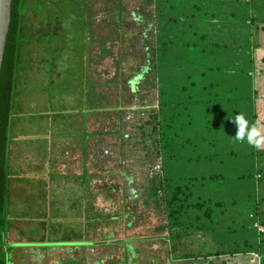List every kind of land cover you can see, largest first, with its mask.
Instances as JSON below:
<instances>
[{"label": "rangeland", "instance_id": "obj_1", "mask_svg": "<svg viewBox=\"0 0 264 264\" xmlns=\"http://www.w3.org/2000/svg\"><path fill=\"white\" fill-rule=\"evenodd\" d=\"M120 2L126 5L121 24L113 22V19H117V15L120 14L117 7ZM141 2L142 0H85V10H75L74 7L66 10V25L69 26V33L72 32L74 35H78L82 30L80 22L85 19H83V15L87 12L102 11L103 20L107 18L109 41L107 67L110 80L118 78L122 83L120 92L122 91L125 104L129 103L131 105L133 103V105H137L134 109L131 108L125 111L126 136L139 131L141 133L142 129L140 127L138 130L133 129L131 124L136 123L138 119L145 120L151 105L158 106L157 85L162 86L163 90H169L167 94L163 95L165 101L178 103V105H173L168 109H177L183 115L178 121L188 122L189 127L183 129L178 141L183 148L186 147L184 153H182L185 158L180 159V154L175 159V163L170 162L168 164L170 165L169 170L173 169L170 171L180 176H203L208 174L222 176L216 183L200 187L214 200L221 201L223 204L222 209L216 211V217L219 220L218 225H222L223 221L225 222L224 226H221L224 233H215L216 235L206 233L203 241L204 245L209 246L208 250L211 249L210 247H216L222 251L229 247L220 246L221 242L231 245L235 239L241 238V235L245 234L246 230L240 228L241 225L247 226L248 231L253 228L254 219L258 217L256 214L258 210L259 220H264V0H252L253 7L249 11L253 14L255 23L251 28L233 29L236 27L233 26L235 22L239 21L235 18L230 19V26L228 27L223 25V22L225 23L227 20L220 21L218 17L207 18L212 24L216 25L220 32H225L226 37L225 34H222L219 39L227 38L226 42L230 47L229 49L223 48V55L220 57L224 62L223 73L227 72L223 74L224 77L221 81H217L218 77H215V74L209 73V71L207 75L200 77L201 65H199V61L205 58V61L211 60L214 63L217 60L213 56L204 57L200 51L189 52L190 55L186 57L187 61L185 60L183 63H179L178 60H175V57L171 59L169 57L168 59L166 54L161 58L162 66L158 70L155 32L151 25L153 18L151 15L155 11L154 7H150L147 11H141L143 8ZM237 4V7L231 5V3L223 5L222 12L228 15L233 12H243L245 7L242 5L243 8L240 4ZM207 6H204L205 11L199 12L200 16H204V13L208 10ZM213 6L214 11H216V5L213 4ZM163 7L162 13L167 17L170 7L166 5ZM186 9L192 17L195 11L194 8L187 4ZM208 13L212 14L211 9ZM95 18L93 16L89 17V24H94ZM191 19L193 20V17ZM27 21L30 24H35L38 29L42 27L41 22L36 19V15L31 9L27 11ZM250 22V20L247 21V24H250ZM36 28L34 31H36ZM230 31L234 32L235 35H229ZM176 32H179L178 29H176ZM170 35H174V33ZM174 53L176 54V51ZM71 55L74 56V53ZM71 55L68 56V59L72 58ZM251 59H253V64ZM180 70L185 76L190 74L196 76V80L201 85L197 90L205 85V82L209 84H207L209 90H198V94H203L209 102L200 106L195 103L194 108L185 104V97L189 94L185 93L184 96L183 92L179 94L173 89L174 83L182 84L183 82L179 81L178 72ZM68 75L69 73L65 71L63 73L64 79ZM154 77H158V80L155 81ZM214 80L220 83L217 86L215 85L214 89L209 88L212 83L214 84ZM110 93L113 92L110 91ZM211 97L214 98L212 101H210ZM113 98L114 96L110 100ZM238 112L245 117L244 124L254 115H257L254 118L257 126L252 129L249 126L246 127L247 133H255L252 140L246 138L244 141H238L235 138L237 126L232 117ZM177 126H179V123ZM190 126L193 128L190 129ZM125 151L128 154L131 152L128 147L125 148ZM165 155L168 157L167 153ZM198 158L202 161H198ZM160 164L161 162L159 165L150 166L151 174L155 172V168L159 167ZM116 166L117 162H109L110 170H116ZM148 170L149 167L145 165L143 158L123 162L124 189L133 196V199H128L129 202L139 207L142 205L141 199L146 198L145 188L148 185ZM120 181L119 176L109 178V182L122 187ZM205 191L203 195L207 196ZM220 211L224 212L222 217ZM118 213L119 209L113 201H107L103 196L96 198L93 212V251L91 253L87 251L85 258L87 262L91 259L94 264L109 263L112 260H115L117 264H191L190 260L175 259L170 252V248L144 239L134 243V254L130 258L131 263H128V260L125 259L126 253L120 250V247L125 243H117L114 246L105 243L106 235L113 229L114 217ZM259 223L261 222L256 221L255 226ZM73 236L67 231L57 232V230L48 235L52 241L51 243ZM197 237L202 238L201 234H198ZM198 244L199 241L190 244L187 250H184L181 246L180 251L187 253L193 249L196 253L198 251L206 253L207 248L201 246L202 249H199ZM72 252L69 246H55L45 251L43 260L45 264H65L71 260L84 261V256L75 257ZM231 257L223 256L220 261L215 259L212 262L202 259L200 263H262V258L259 255Z\"/></svg>", "mask_w": 264, "mask_h": 264}, {"label": "crops", "instance_id": "obj_2", "mask_svg": "<svg viewBox=\"0 0 264 264\" xmlns=\"http://www.w3.org/2000/svg\"><path fill=\"white\" fill-rule=\"evenodd\" d=\"M88 13L78 35L69 33L66 21L42 26L43 34L29 33L21 53L9 130V264H45V251L59 245L87 264L96 198L109 201L103 187L114 184L109 178L115 176L124 191L123 162L141 158L140 131L125 134V111L137 105L124 103L122 83L108 74V20L102 11ZM253 118L242 127L255 128ZM141 120L132 128L138 130ZM110 161L117 162L116 170ZM56 230L74 236L51 243L48 235Z\"/></svg>", "mask_w": 264, "mask_h": 264}, {"label": "trees", "instance_id": "obj_3", "mask_svg": "<svg viewBox=\"0 0 264 264\" xmlns=\"http://www.w3.org/2000/svg\"><path fill=\"white\" fill-rule=\"evenodd\" d=\"M141 3H143L141 11H147L150 7H154L155 12L151 15L153 17L151 25L155 32L158 70L162 66L161 58L166 54L168 59L169 57L170 59L175 57V60L183 63L187 55H190L189 52L200 51L204 57L213 56L217 59L214 63L211 60L205 61V58L199 61V65H201L199 71L200 77L207 75L209 71V73L215 74V77H218L217 81H221L224 77L223 74L227 73H223L224 62L220 57L223 55V48L229 49L230 47L226 42L227 38L219 39L225 32H220L216 25L212 24L207 18L218 17L220 21L227 20L228 22H223V25L226 27L230 26V19L235 18L240 22L236 21L235 25H233L236 27L233 29H242V27L251 28L255 23L254 16L249 11L253 7L252 0H142ZM228 3H231L233 6H236L238 3L241 7L244 6L245 10L228 15L222 12L223 5H228ZM187 4L195 10L192 15L193 20L186 9ZM213 4L217 7L216 11L213 9ZM164 5L170 7L167 17L162 13ZM205 5H208L206 7L208 10L204 13V16H200L199 12L205 11ZM73 7L79 11L85 10V0L12 1L11 25L0 76V264H9L5 248L7 231L10 224L8 218V153L17 68L24 44L29 39V33L39 32L43 34L42 32L45 31L43 27L38 29L35 24H30L27 21V11L29 9L33 10L36 19L41 22L42 26L58 24L61 27L66 21V10ZM117 7L120 14L117 15V19H113V22L121 24L126 5L120 2ZM209 9H211L212 14L208 13ZM249 20L251 22L247 24ZM35 28L36 31H34ZM176 29L179 32H176ZM172 33L174 35H170ZM229 35L234 36L235 34L230 31ZM174 51H176V54ZM251 63L253 64V59H251ZM178 76L180 78L179 81L183 82L182 84L174 83L173 89L179 94L181 92H183V95L185 93L189 94L185 97L186 105L194 108L196 106L195 103H197V106H200L209 102L203 94H198V90L200 89L207 91L208 83L205 82V85L197 90L201 85L196 80V76L191 74L185 76L181 70L178 72ZM154 80L157 81L158 77H154ZM217 81L214 80V84L212 83L209 88L214 89V86L220 83ZM156 87L158 106L151 105L147 118L141 121L140 128L142 132L139 135L140 157L145 161V165L149 167L147 172L148 185L145 188L146 198L144 200L141 199L142 205L139 207L129 202L128 199H133V196L126 189L120 193L118 191L120 187L112 183L107 187H103V193L107 199L113 201L119 209V213L114 217L115 224L113 229L109 233L105 243L111 246L117 243H125V245L120 247V250L126 253L125 259L128 260V263H131L130 258L134 254V243L144 239L170 248V252L175 259L190 260L191 264H201L202 259L210 262L215 259L220 261L223 256H232L231 258H233L238 257V254L246 255L251 252L258 253L262 258L261 264H264V232L259 231L255 224L250 231H248L247 226L244 224L240 226V228L246 230L245 235H241L244 237L243 239L237 238L231 245L221 242L220 246L229 247L225 250L220 251L216 247H210L211 249L208 250L209 246L203 244L205 234L211 233L212 235H216L215 233H219V229H221V226H224L225 222L223 221L222 225L217 224L219 220L216 217V211L220 208L222 209V202L214 200L200 187L214 184L222 176L218 174L180 176L171 172L173 169L169 170L170 165L168 164L170 162L175 163V159L180 154V159L185 158L182 153H184L186 147L183 148L178 141L183 129L187 128L188 122L182 123L178 121L183 116L181 112L177 109H168L173 105H178V103L165 101L163 96L165 92L162 86L157 85ZM212 99L214 98L211 97L210 101ZM256 116L254 115V118ZM178 123L179 126H177ZM192 126H190V129L193 128ZM166 153L169 158L165 155ZM171 159L173 161H170ZM198 161L202 160L198 158ZM160 162V166L156 167L155 172L151 174L150 166L159 165ZM204 191L207 196L203 195ZM220 212L222 217L224 212ZM256 214L258 217L254 219V222L259 221L264 224V220H259V210ZM198 234H201L203 239L198 238ZM197 241H199V249H202L203 246L207 248L205 250L207 251L206 253H201L200 251L196 253L193 249L187 253L180 251L181 246L184 250H187L190 244L197 243ZM122 259L124 260V258ZM203 263L206 264L207 262ZM65 264H84V262L71 260ZM87 264L94 263L87 262ZM99 264H117V262L112 260L109 263L101 262Z\"/></svg>", "mask_w": 264, "mask_h": 264}, {"label": "water", "instance_id": "obj_4", "mask_svg": "<svg viewBox=\"0 0 264 264\" xmlns=\"http://www.w3.org/2000/svg\"><path fill=\"white\" fill-rule=\"evenodd\" d=\"M12 1L13 0H0V76L11 25Z\"/></svg>", "mask_w": 264, "mask_h": 264}, {"label": "clouds", "instance_id": "obj_5", "mask_svg": "<svg viewBox=\"0 0 264 264\" xmlns=\"http://www.w3.org/2000/svg\"><path fill=\"white\" fill-rule=\"evenodd\" d=\"M232 118H233V120H234V122L236 123V126H237V132L235 134V138L238 141H244L247 138V136H248L246 126L242 127V124H243V121H244L245 117L241 113L238 112V114H236ZM249 142H250V140H249Z\"/></svg>", "mask_w": 264, "mask_h": 264}, {"label": "built area", "instance_id": "obj_6", "mask_svg": "<svg viewBox=\"0 0 264 264\" xmlns=\"http://www.w3.org/2000/svg\"><path fill=\"white\" fill-rule=\"evenodd\" d=\"M256 227L258 228L259 231L264 232V224L259 223V224L256 225ZM259 256H260V255H259ZM260 258H261V257H260Z\"/></svg>", "mask_w": 264, "mask_h": 264}]
</instances>
